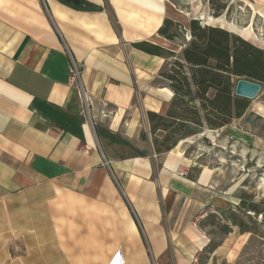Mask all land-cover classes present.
Returning <instances> with one entry per match:
<instances>
[{
  "label": "crops",
  "instance_id": "1",
  "mask_svg": "<svg viewBox=\"0 0 264 264\" xmlns=\"http://www.w3.org/2000/svg\"><path fill=\"white\" fill-rule=\"evenodd\" d=\"M176 15L166 0H0V239L22 230L30 248L34 234L47 238L49 216L68 255L196 264L206 211L254 206L264 217V83L241 116L169 150L156 152L135 119L162 115L174 97L160 77L167 58L138 46L175 53L159 29ZM246 33L237 36L264 50L252 25ZM70 59L94 103L116 116L81 114Z\"/></svg>",
  "mask_w": 264,
  "mask_h": 264
},
{
  "label": "rangeland",
  "instance_id": "2",
  "mask_svg": "<svg viewBox=\"0 0 264 264\" xmlns=\"http://www.w3.org/2000/svg\"><path fill=\"white\" fill-rule=\"evenodd\" d=\"M166 1L175 13H177L175 23L180 24V27H177L176 30L177 37L172 40L175 54L167 58L162 70L163 73H170V70L173 69V62L180 58L182 50L187 46L190 39H187V26L189 21L196 19L200 25H203V21L198 19L200 14L212 18V21L206 25L220 27L236 35L247 38V27L252 25L254 31L260 38L259 46L264 48V21L263 18L259 16V13L264 14V0ZM184 72L186 74L188 73L185 64ZM161 78L168 83L165 78ZM194 104L197 108L199 107L198 101H195ZM91 108L94 112L99 114V118H101V112L108 116V118L105 119L101 118V121L108 120L111 116L117 114L113 110L100 108L96 103H94ZM182 108L183 106L176 101L172 106L165 109L161 116L165 117L168 123H173L174 125L168 127L166 131L157 130L154 134L150 133L152 136V144L153 139L156 138L160 151L165 150V148L172 143L174 144L173 147L180 141L192 143L190 137L199 134L194 133L199 132L200 129L193 124L172 122V119L168 118L170 114H179ZM134 115L137 121L140 123L144 121L145 124L147 122L149 125L147 116L145 117L140 112H136ZM125 117L129 118L130 116L128 115ZM105 123L106 122H104V124ZM202 123V129L208 128L203 118ZM148 125L145 127L149 129L150 132V125ZM189 133L194 134L189 135ZM207 135L210 138L212 137L209 133H207ZM153 148L155 150L154 145ZM225 153H227V148L222 154L223 157ZM57 196L60 199L68 198L62 197L60 192L57 193ZM53 202H59V200L55 199ZM53 206L55 207L54 209H57V207L58 209H62L60 205L56 206L53 204ZM260 211L259 208H255L254 206L249 207V209L226 208L206 211L201 222V228L208 236V244L196 264H264V217ZM76 212L78 213V210H76ZM47 223L48 234L45 235L47 238L40 241L38 238L39 234L37 233L36 239L34 237V232H32L34 235L30 248L27 246L25 247L23 239L25 234L22 233V230L19 231L16 229L15 237H11L10 239L8 238L7 232L3 233L2 235H5L6 239H0V264H26L25 260L31 253L35 254H32L34 260L31 264H73L74 262H76V264L103 263L101 260L96 261L98 257L93 253L89 256L91 258L87 255H83L85 251L84 253L79 252L78 254L68 255L66 250L63 249V240L58 239V233L52 229L54 223L49 216ZM79 232L82 233L83 231L81 232L79 229ZM60 237H62V234L59 233V238ZM46 247L56 250L58 255L49 256L45 251H41L42 248ZM99 258H101V256H99ZM47 260L49 263H46ZM108 262L106 263V261H104V264H108Z\"/></svg>",
  "mask_w": 264,
  "mask_h": 264
},
{
  "label": "trees",
  "instance_id": "3",
  "mask_svg": "<svg viewBox=\"0 0 264 264\" xmlns=\"http://www.w3.org/2000/svg\"><path fill=\"white\" fill-rule=\"evenodd\" d=\"M177 27L180 24L165 20L159 35L172 41L177 37ZM187 27L190 39L180 58L173 62L170 73L160 72V77L168 81L174 93L170 106L176 101L183 106L179 114H170L168 118L181 124L191 123L200 130L203 118L208 129H217L228 124L232 117L241 116L248 107L246 99L234 95L238 79L264 83V50L220 27L200 25L196 20L189 21ZM138 48L165 58L175 54L150 44ZM195 101L199 102L198 108ZM147 118L151 134L157 130L166 131L174 125L168 123L165 117L151 112L147 113ZM95 130L97 135L103 134L111 142L128 145L104 133L98 126ZM141 139H144L143 134ZM153 145L155 151L160 152L156 138L153 139ZM173 145L167 146L165 150L173 148Z\"/></svg>",
  "mask_w": 264,
  "mask_h": 264
},
{
  "label": "built area",
  "instance_id": "4",
  "mask_svg": "<svg viewBox=\"0 0 264 264\" xmlns=\"http://www.w3.org/2000/svg\"><path fill=\"white\" fill-rule=\"evenodd\" d=\"M82 74H83L82 67L77 63H75L72 59H70V64L68 67L69 85L73 87L77 92V96L81 105V114L87 117V120L92 122L90 111L94 113V110L91 108V106L94 104V99L92 95L88 92V90L85 88L81 80ZM100 116L102 119L108 118V116L103 112H101Z\"/></svg>",
  "mask_w": 264,
  "mask_h": 264
},
{
  "label": "water",
  "instance_id": "5",
  "mask_svg": "<svg viewBox=\"0 0 264 264\" xmlns=\"http://www.w3.org/2000/svg\"><path fill=\"white\" fill-rule=\"evenodd\" d=\"M192 20H196V19H192ZM229 33L235 35L233 32H229ZM188 37L190 38V35ZM188 37L187 39H189ZM259 91H260L259 83L238 79L235 83L234 95L244 99H253L258 94Z\"/></svg>",
  "mask_w": 264,
  "mask_h": 264
},
{
  "label": "bare ground",
  "instance_id": "6",
  "mask_svg": "<svg viewBox=\"0 0 264 264\" xmlns=\"http://www.w3.org/2000/svg\"><path fill=\"white\" fill-rule=\"evenodd\" d=\"M188 14V13H187ZM189 16V15H188ZM199 20L203 21V24H208L209 22L212 21V18L209 16H204V14H200L199 15ZM189 36V34L187 33V37ZM189 38V37H188ZM212 139V138H211Z\"/></svg>",
  "mask_w": 264,
  "mask_h": 264
}]
</instances>
